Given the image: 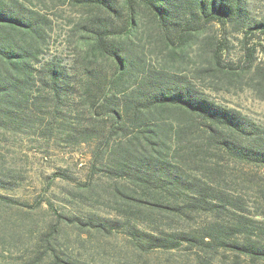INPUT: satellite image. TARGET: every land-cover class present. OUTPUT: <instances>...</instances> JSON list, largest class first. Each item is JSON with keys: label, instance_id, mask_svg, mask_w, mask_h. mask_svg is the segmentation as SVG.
Here are the masks:
<instances>
[{"label": "trees", "instance_id": "16d2710c", "mask_svg": "<svg viewBox=\"0 0 264 264\" xmlns=\"http://www.w3.org/2000/svg\"><path fill=\"white\" fill-rule=\"evenodd\" d=\"M75 2L90 8V14L79 26L71 61L63 62L60 56H45L50 18L20 0H0V129L35 135L41 142L59 144L65 139L90 145V173L99 178H89L75 190L96 201L102 197L97 186H103L121 214L61 217L87 237L122 230L144 251L176 249L182 244L201 249L223 246L264 260V227L236 208L228 215L229 222L215 223L204 234L172 228L176 217L219 214L229 209L228 204L241 207L190 170L188 158L180 151L183 126L178 122L174 129L171 118L198 120L207 145L262 168L264 130L239 110L211 99L180 71L148 63L135 41L144 33L141 25L146 21L148 35L156 39L154 47L164 49L174 66L182 65L196 44L198 56L204 51L206 57L204 70L221 71L231 80L249 67L256 87L264 91V59L255 64L247 60L230 70L221 60L222 46L203 45L200 40L209 24H228L242 35L241 50L252 60L255 52L264 53L262 43L248 41L256 32L264 37V13L252 17L247 0ZM64 171L60 172L63 178L67 177ZM100 176L106 182L95 184L102 180ZM15 183L14 174L0 170V190H10ZM0 199L8 198L0 194ZM70 200L76 202L72 196ZM62 234L49 230L43 240L46 248L64 254Z\"/></svg>", "mask_w": 264, "mask_h": 264}, {"label": "rangeland", "instance_id": "374dc122", "mask_svg": "<svg viewBox=\"0 0 264 264\" xmlns=\"http://www.w3.org/2000/svg\"><path fill=\"white\" fill-rule=\"evenodd\" d=\"M20 1L51 20L52 29L45 56L57 55L63 62L71 61L79 40V26L88 18L90 8L77 5L75 0ZM247 7L251 16L258 18L264 13V0H247ZM141 30L144 33L135 41L145 53L148 63L180 71L211 99L239 110L264 130V91L256 87V77L249 67H243L242 74L235 78L234 75L231 80L221 71L207 72L204 70V51L199 57L196 44L189 49L186 61L174 66L164 49L154 47L156 39L148 35L151 33L148 22L143 21ZM248 37L250 44L264 45V37L257 32ZM200 38L203 45L214 42L222 46L221 60L230 70L241 67L247 60L255 64L264 59L262 52H255L252 60L246 59L239 42L240 38H244L228 24H209ZM171 120L174 129L178 122L183 126L179 134L180 151L188 158L190 170L202 181L218 186L231 201L237 200V206L241 207L228 204L226 208L229 209L219 214L195 212L176 217L171 223L172 228L204 234L215 223L229 222L228 215L233 208L264 227V168L235 160L216 147L207 145L204 135L197 128L198 120L194 122L176 116ZM35 138V135L12 134L0 129V162L4 166L0 165V170L14 174L16 182L10 190H0V194L8 198L5 201L0 199V264H22L28 260H34L33 264H264L262 259H253L223 246L201 249L182 244L176 249L144 251L122 230L87 237L65 217H84L91 212L109 218L121 215L119 206L110 193L103 190V186H97V192L102 197L96 201L86 200V196L75 190L89 178H99L90 173L88 159L91 146L71 144L65 139L54 144L52 140L41 142ZM63 170L67 177H62L60 172ZM100 177L102 180L95 184L106 182L104 176ZM72 191H76L74 195L69 193ZM71 196L79 202L72 203ZM53 228L61 233L64 231L63 250L67 255L60 250L46 248L48 244L43 240L48 235H44ZM54 253L65 261L58 262Z\"/></svg>", "mask_w": 264, "mask_h": 264}]
</instances>
